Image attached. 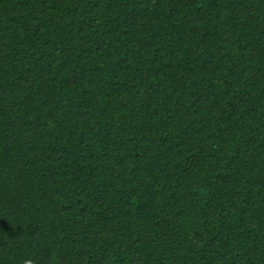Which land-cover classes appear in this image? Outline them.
<instances>
[{
  "label": "trees",
  "instance_id": "trees-1",
  "mask_svg": "<svg viewBox=\"0 0 264 264\" xmlns=\"http://www.w3.org/2000/svg\"><path fill=\"white\" fill-rule=\"evenodd\" d=\"M264 264V0H0V264Z\"/></svg>",
  "mask_w": 264,
  "mask_h": 264
},
{
  "label": "clouds",
  "instance_id": "clouds-1",
  "mask_svg": "<svg viewBox=\"0 0 264 264\" xmlns=\"http://www.w3.org/2000/svg\"><path fill=\"white\" fill-rule=\"evenodd\" d=\"M25 264H32L31 260L25 261Z\"/></svg>",
  "mask_w": 264,
  "mask_h": 264
}]
</instances>
